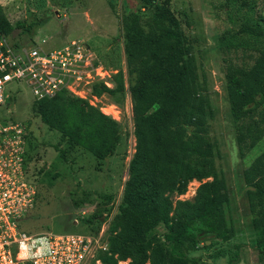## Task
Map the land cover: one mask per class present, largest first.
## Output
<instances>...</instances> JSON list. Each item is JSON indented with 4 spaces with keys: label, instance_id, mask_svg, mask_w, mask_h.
<instances>
[{
    "label": "trees",
    "instance_id": "1",
    "mask_svg": "<svg viewBox=\"0 0 264 264\" xmlns=\"http://www.w3.org/2000/svg\"><path fill=\"white\" fill-rule=\"evenodd\" d=\"M106 1L113 9L115 0ZM141 2L148 13L146 20L139 11L127 12L121 19L126 73L119 70L113 75V88L92 85L97 98L108 96L120 103L126 93L130 96L135 146L128 178L116 212L92 214L84 219L85 229L94 234L103 223L108 224L107 250L97 256L101 264H187L185 254L200 240L227 242L235 236V229L225 217L226 183L215 168V147L208 136L212 118L209 99L197 73L193 44L166 5L155 0ZM262 21L264 24V17ZM40 23H11L0 17V32L9 37L17 30L32 31ZM245 29L254 36H264V25ZM225 78L243 158L264 133V128L260 134L246 128L248 122H264L260 112L264 104V52L253 58L249 69L227 64ZM32 109L43 125L97 160L112 157L121 143L119 122L67 91L34 101ZM194 180L206 181L199 184L191 201L178 200L173 205L171 196L184 194ZM243 181L253 248L262 253L264 151L244 169ZM160 225L165 228L163 243L152 236ZM236 258L228 264H238Z\"/></svg>",
    "mask_w": 264,
    "mask_h": 264
},
{
    "label": "rangeland",
    "instance_id": "2",
    "mask_svg": "<svg viewBox=\"0 0 264 264\" xmlns=\"http://www.w3.org/2000/svg\"><path fill=\"white\" fill-rule=\"evenodd\" d=\"M7 1L3 0L2 4ZM155 1L170 9L193 44L197 73L206 86L209 99L208 110L212 118L208 136L215 147V168L218 177H223L226 183L225 217L235 229V236L227 242L200 240L185 254L187 264H228L236 255L239 264H264V252L253 248L254 232L243 181L244 169L264 151V133L242 158L225 78L227 64L249 69L253 58L264 52V36H254L245 29L264 25V0H227L228 6L225 0ZM133 11H139L143 20L148 18L141 0H115L113 9L106 0H13L0 7V17L8 18L11 23L41 21L32 31L11 33L9 38L19 45L34 43L48 51L63 47L74 39L83 40L91 47L97 62L113 76L119 70L126 73L121 19L125 13ZM125 84L127 87L126 81ZM85 92L89 105L97 108L108 104L116 106L112 108V114L120 123L122 139L115 154L103 161L43 125L32 109L34 98L25 85L20 88L16 102L8 107L10 115L6 116L26 126L29 134L25 149L30 169L37 174L35 206L18 223L20 231L28 235L43 231L86 233L85 218L92 214H114L121 202L135 146L130 96L126 93L117 103L108 96L96 101L87 90ZM260 112L264 113V104ZM107 114H110L108 109ZM257 118L255 116L254 120ZM248 127H252V134H260L264 122L255 125L248 122ZM204 181L194 180L187 185L184 194H173L172 204L178 200L191 201ZM164 232L163 226L157 227L152 232L154 241L163 243Z\"/></svg>",
    "mask_w": 264,
    "mask_h": 264
},
{
    "label": "built area",
    "instance_id": "3",
    "mask_svg": "<svg viewBox=\"0 0 264 264\" xmlns=\"http://www.w3.org/2000/svg\"><path fill=\"white\" fill-rule=\"evenodd\" d=\"M96 83L113 88V76L83 40L45 51L34 43L17 46L0 32V264H101L97 256L107 250V222L94 234L20 231V219L35 206L37 177L25 149L26 126L6 116L22 85L34 101L53 98L64 90L88 102L85 90L96 101L100 99L92 94ZM102 107L98 108L102 114L117 121L112 114L114 104Z\"/></svg>",
    "mask_w": 264,
    "mask_h": 264
},
{
    "label": "crops",
    "instance_id": "4",
    "mask_svg": "<svg viewBox=\"0 0 264 264\" xmlns=\"http://www.w3.org/2000/svg\"><path fill=\"white\" fill-rule=\"evenodd\" d=\"M2 2H3V1H0V7L3 8V7H5V5H6L8 2H11V0H8L7 3H5V4H2ZM5 18H6V17H5ZM6 19H8V18H6ZM8 21H9V20H8ZM42 41H43V40H42ZM238 264H239V262H238Z\"/></svg>",
    "mask_w": 264,
    "mask_h": 264
}]
</instances>
